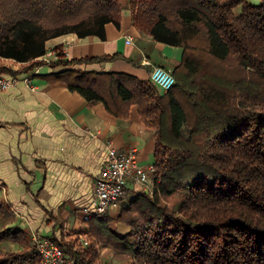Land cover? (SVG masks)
<instances>
[{"label":"trees","instance_id":"trees-1","mask_svg":"<svg viewBox=\"0 0 264 264\" xmlns=\"http://www.w3.org/2000/svg\"><path fill=\"white\" fill-rule=\"evenodd\" d=\"M132 8L155 40L183 48L171 89L125 72L51 76L119 118L137 106L155 130L160 181L119 210L126 233L107 214L89 221L85 240L55 238L65 264H108L100 244L129 255V264H264V0H132ZM121 12L118 0H0V56L22 64L0 71L43 65L47 41L63 34L105 39ZM18 233L1 229L0 243ZM0 264L45 263L33 243L0 249Z\"/></svg>","mask_w":264,"mask_h":264},{"label":"crops","instance_id":"crops-1","mask_svg":"<svg viewBox=\"0 0 264 264\" xmlns=\"http://www.w3.org/2000/svg\"><path fill=\"white\" fill-rule=\"evenodd\" d=\"M118 1L120 25L108 23L105 39L63 34L47 41V54L57 56L49 63L18 75L0 71L19 78L16 85L0 88V230L19 232L16 239L0 243L2 251L24 249L35 244L36 236L87 237L91 219L84 220L82 208L93 205L95 179L108 160L109 147L137 148L143 166L155 165V130L145 126L137 106H132L129 118H119L103 102L91 105L65 81L51 76L75 69L125 72L148 80L152 66L144 59L171 71L181 63V46L155 40L148 27L135 22L132 0ZM116 53L121 56L63 63ZM21 65L0 56V67L18 70ZM27 75L30 84L24 81ZM140 191L131 187L120 207L109 211L117 231L123 226L127 229L121 230H129L125 223L118 225L117 215Z\"/></svg>","mask_w":264,"mask_h":264},{"label":"built area","instance_id":"built-area-1","mask_svg":"<svg viewBox=\"0 0 264 264\" xmlns=\"http://www.w3.org/2000/svg\"><path fill=\"white\" fill-rule=\"evenodd\" d=\"M127 42L131 43L132 38H127ZM51 56H56L55 52H49L42 59L49 63ZM143 62L152 66L150 79L156 86L167 91L175 85L176 79L170 69L154 66L147 59ZM18 80L17 77L9 78L0 74V88L14 86ZM24 81L30 84L31 77L27 75ZM156 181H160V176L155 166H143L140 163L137 148L121 150L109 147L108 160L95 179L93 205H85L82 208L84 220L107 215L110 210L119 208L122 197L133 186H138L141 190L153 194ZM34 240L45 264L66 263L67 256L56 240L39 236H36Z\"/></svg>","mask_w":264,"mask_h":264},{"label":"rangeland","instance_id":"rangeland-1","mask_svg":"<svg viewBox=\"0 0 264 264\" xmlns=\"http://www.w3.org/2000/svg\"><path fill=\"white\" fill-rule=\"evenodd\" d=\"M257 1V0H255ZM47 54V53H46ZM54 57V56H53ZM57 57V56H56ZM59 57V56H58ZM141 192H145L144 190H141L139 193ZM128 194V193H127ZM126 194V195H127ZM126 197V196H124ZM122 197V200L123 198ZM118 216V215H117ZM113 217H115V215H113ZM120 222L118 223V225L123 226V221H121L120 219H118ZM117 225V224H116ZM125 225V224H124ZM127 225V224H126ZM124 227V228H123ZM121 227L120 229L118 228V232L124 234L126 231H123L127 228H125V226ZM123 228V230H121ZM86 235L82 236V239L85 240ZM99 253L101 256V260L105 263L108 264H129V258L130 256L121 252H117L116 250H114L112 247L108 246V245H101L99 246Z\"/></svg>","mask_w":264,"mask_h":264}]
</instances>
